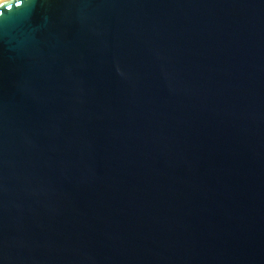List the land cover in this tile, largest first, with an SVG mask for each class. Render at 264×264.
Here are the masks:
<instances>
[{
  "label": "water",
  "instance_id": "95a60500",
  "mask_svg": "<svg viewBox=\"0 0 264 264\" xmlns=\"http://www.w3.org/2000/svg\"><path fill=\"white\" fill-rule=\"evenodd\" d=\"M0 264H264V0H2Z\"/></svg>",
  "mask_w": 264,
  "mask_h": 264
},
{
  "label": "bare ground",
  "instance_id": "6f19581e",
  "mask_svg": "<svg viewBox=\"0 0 264 264\" xmlns=\"http://www.w3.org/2000/svg\"><path fill=\"white\" fill-rule=\"evenodd\" d=\"M2 0H0V2H1Z\"/></svg>",
  "mask_w": 264,
  "mask_h": 264
}]
</instances>
